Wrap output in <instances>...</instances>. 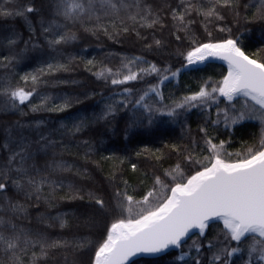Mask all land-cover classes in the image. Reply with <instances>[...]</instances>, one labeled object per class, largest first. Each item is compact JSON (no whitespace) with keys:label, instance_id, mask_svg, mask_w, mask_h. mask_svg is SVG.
<instances>
[{"label":"snow or ice","instance_id":"6c2138e0","mask_svg":"<svg viewBox=\"0 0 264 264\" xmlns=\"http://www.w3.org/2000/svg\"><path fill=\"white\" fill-rule=\"evenodd\" d=\"M165 8L169 10L165 12ZM250 9H254L251 16ZM224 10L231 13L232 21L230 25L216 24L220 32L227 33L217 38L208 25L226 21ZM193 14L203 17L206 38L192 31L196 23ZM166 16L171 18L175 40L188 41L186 47L177 50L183 58L179 67L173 69L168 62L160 64L144 56H124L114 67L95 58L87 59L86 66L96 69L93 75L114 87L145 81L147 77H154L155 82L141 89L123 87L107 96L101 94L105 102L98 113L91 118L79 116L70 123H61L59 128L42 131L40 121L36 126L17 121L5 127L0 142V264H41L57 249L69 247L89 254L87 259H74L72 264H264V0H179L175 7L165 4L155 10L145 0H41L39 5L36 0H4L0 3V18L21 17L28 35L25 38L14 25L0 26V49L6 53L0 54V67L13 68L29 46L42 47L41 39L47 48L63 55L60 46L77 40L80 29L92 35L103 32L109 39L129 31L140 36L138 28L168 27ZM252 24L258 25L260 46L249 53L242 37L254 30ZM21 41L24 46L18 48ZM163 44L162 39L153 36L145 48L151 52ZM212 58L226 64L219 79L208 76L198 90L179 97L165 96L162 88L166 81L177 80L182 70L205 65ZM69 63L49 62L25 72L20 76L24 86L14 85L12 74L0 77V95L4 97L0 110L19 109L25 102L33 112H63L70 108V97L60 98L61 102L51 107L47 95L40 98L39 104H31L30 100L37 94L41 76L69 71ZM29 82L30 89L26 87ZM193 110H198L201 121L197 126L199 139L187 124ZM121 113L127 117L125 139L131 129L163 121L180 125L182 133L187 130L190 142L165 145L183 159L164 169L162 175L153 173L151 187L139 199L128 193L126 179L119 177L123 190L117 185V171L113 170L105 177L114 189L109 202L92 189L85 190L71 180L66 182L60 174L74 169L81 178L92 176L86 167L57 159L56 149L68 151L64 137L82 135L95 123L103 122L115 131ZM244 122H255L259 131L250 134V142H242L241 150L229 152L226 145L230 140L215 142V130L221 125L231 135ZM56 136L59 139L53 138ZM80 144L85 148L86 160L99 151L90 139ZM142 151L151 150L145 147ZM156 152H160L156 159L162 160L164 153L160 149ZM127 159L115 152L101 156V160H114L120 165ZM93 163L99 167L98 162ZM130 167L135 172L138 165L131 163ZM65 188V195L58 197L57 192ZM85 195L95 208L89 220L99 225L94 238H53L39 228L17 223L28 219L33 200L37 207L43 200L53 208L57 199L83 200ZM67 215L40 213L38 221L46 227L58 223L64 229L69 223Z\"/></svg>","mask_w":264,"mask_h":264},{"label":"trees","instance_id":"16d2710c","mask_svg":"<svg viewBox=\"0 0 264 264\" xmlns=\"http://www.w3.org/2000/svg\"><path fill=\"white\" fill-rule=\"evenodd\" d=\"M3 2L4 0H0V3ZM145 2L152 4L155 10L165 4H170L175 7L179 3V0H145ZM36 3L39 5L41 0H36ZM168 10L165 8V12ZM253 10H249V16H251ZM224 14L227 17L226 21H218L208 25L209 30L217 38L226 36L227 33L220 32L216 24L230 25L232 21L231 13L224 10ZM165 18L168 20V27L163 30L159 26L156 28H138L137 30L140 32V36H137L134 31H129L128 33L121 32L115 39H109L103 32H100L98 35H92L80 29L77 33V40L60 46L63 55H59L47 48L41 39L39 43L42 47L33 49L29 46V50L23 54V58L13 68L5 69L0 67V77H3L5 74H12V83L14 85L20 83L24 86L23 81H20V76L25 72L40 68L42 64L49 62L59 61L60 63H69L71 60L69 63V71L61 70L41 76V82L36 86L37 94H34L30 100L31 104H39L40 98L47 95L51 98L48 105L51 107L52 104H59L61 102L60 98L62 97L72 98V106L63 112H50L47 110L33 112L28 102L20 105L19 109L10 108L7 112L0 110V142L4 139L5 127L14 125L17 121L25 125L31 124L33 126H36V122L40 121L42 123L39 124V128L42 131L59 128L61 123H70L72 119L79 116L91 118L93 113H98L105 102L102 95L107 96L110 92L121 91L123 87H131L134 90L141 89L146 87L147 83L155 82L154 77H147L145 81L129 82L127 85L114 87L110 82L106 83L103 80H98L93 75L96 69L93 66H86L87 59L95 58L96 61H102L104 64L114 67L119 65L121 58L124 56H144L148 60L160 64L168 62L173 66V69L179 67L183 62V58L177 55V50H182L186 47L188 41H176L175 37L171 35V18L168 16ZM191 18L196 21L191 26L192 31L200 38H206L204 27L201 24L203 17L193 14ZM126 23L130 24V22ZM2 25H14L18 31L23 33L25 38L28 35L27 28L21 17L14 19L0 18V26ZM250 27L254 30L252 32H245L242 39L246 46V51L252 53L260 46L258 43L260 36L259 32L256 31L258 25L252 24ZM233 28L235 33V26ZM73 31H76V29L73 28ZM180 34L183 36V33ZM153 36L162 39L164 44L161 49H153L150 52L145 48V45L151 43ZM23 46V42L21 41L18 48H22ZM0 54L6 53L0 49ZM72 57H78V59H71ZM89 68L92 70L89 71ZM225 71V66L218 62H209L201 66H190L188 69L182 70L177 80L166 81L162 90L166 97L169 95L179 97L191 91L198 90L202 79H206L208 76H211L213 79H219L220 74ZM61 81H65V83H61ZM31 86V82H29L26 87L30 89ZM77 100H79L78 103ZM3 101L4 97L0 95V104ZM212 111L215 113V109H212ZM126 119L127 117L123 113L117 117L118 123L115 124V131H112L108 125L100 122L93 124L82 135L76 137L66 135L64 137L65 142L69 144V150L62 151L59 148L56 149V158L63 159L67 163L79 168L86 167L92 176L90 179L81 178L74 174V169L73 172L60 174L66 178V182L71 180L77 185L84 186L85 190L92 189L98 195H103L106 200L111 202L110 197L114 189L109 186L105 177L111 174L113 170H116L118 176L117 185L123 190L124 185L119 177L126 179L129 184L127 189L128 193L139 199L151 187L153 173L162 175L164 169H167L170 165H174L178 160L183 159L182 156L174 153L170 147L165 146L166 144L171 145L172 143L182 145L190 142V137H187V130L182 133L180 125L157 121L150 127L131 129L128 138L125 139L124 129ZM200 122L198 110H193L188 115L187 124L192 130V134L196 135L198 139L200 134L197 126ZM212 131L210 129V132ZM258 131L259 128L255 122H244L242 125H237L231 131L230 135L229 131H226L223 125H221L219 129L215 130L217 137L215 142L219 143L221 139L226 141L230 140L226 148L229 152H235L241 150L243 141H251L250 134L252 132ZM33 138H35L34 133ZM53 138L59 139V136ZM83 139H90L94 146L99 149L88 160L84 158L85 148L80 144V141ZM145 147L151 151L147 153L143 152L142 150ZM156 149H160L164 153L162 160L156 159V156L160 155V152H156ZM138 151L141 152L140 156L135 155ZM109 152L126 156L128 159L122 165L114 160H101V156H107ZM93 161L98 162L99 167ZM131 163L138 165L137 171H132L130 167ZM185 167L187 168L186 162ZM48 190L46 186L45 191L47 192ZM66 192V188L63 191H58L57 196H64ZM93 205L94 202L90 201L87 195H85L83 200L57 199L55 201V207L53 208H49L43 200L39 202L37 207L36 201L33 200L30 202L28 208V219L18 220L17 223L33 229L39 228L46 231L53 238H72L73 236H89L94 238L99 230V225H93L89 220V214L95 212ZM57 212L68 214L65 217L69 222L66 228L61 229L58 223L54 227H46L39 223L38 214L50 213L51 215H56ZM65 252L67 253V262H65ZM88 255V253L74 252L71 247L57 249L52 253V257L46 262L41 261V264H72L74 259H87ZM0 257H2V254H0ZM27 259L25 257V260Z\"/></svg>","mask_w":264,"mask_h":264},{"label":"water","instance_id":"95a60500","mask_svg":"<svg viewBox=\"0 0 264 264\" xmlns=\"http://www.w3.org/2000/svg\"><path fill=\"white\" fill-rule=\"evenodd\" d=\"M209 62H218V63H221V64L224 65L225 68H226V64H224V62L221 61V60H219V59L212 58ZM209 62H208V63H209ZM196 66H201V65H196Z\"/></svg>","mask_w":264,"mask_h":264}]
</instances>
